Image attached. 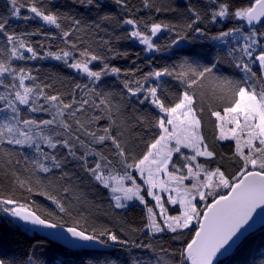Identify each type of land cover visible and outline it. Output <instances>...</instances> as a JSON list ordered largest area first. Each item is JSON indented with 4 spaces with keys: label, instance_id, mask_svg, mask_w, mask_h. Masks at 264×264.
<instances>
[{
    "label": "snow or ice",
    "instance_id": "snow-or-ice-1",
    "mask_svg": "<svg viewBox=\"0 0 264 264\" xmlns=\"http://www.w3.org/2000/svg\"><path fill=\"white\" fill-rule=\"evenodd\" d=\"M112 2L127 15L117 19L105 13L98 19L106 23L116 21L118 27L130 26L122 38L137 41L144 46V52L161 51L154 38L162 31L176 33L166 46L168 48L188 39L189 33L227 47L222 52L217 51L216 62L210 66L192 68L190 62L185 61L187 70L175 74L185 88L173 94V99H168L167 90L160 83L149 85V81L173 76V71L163 68L150 71L140 79H128L134 73L111 63L126 58L128 53L112 47L109 41H103L101 45L105 49L103 54L87 47L78 49L69 38L80 31L81 21L49 7L51 0H7V15H0V39L4 42L0 47V52L4 53V59H0V86L5 89L0 92L3 105L0 107V113H3L0 116V153L9 157V165H13L11 157L16 153L5 151V146L31 149L34 156L30 159L23 152L19 153L27 162L25 170L30 172L29 177L22 178L14 168L3 171V175L10 177L16 188L32 193L31 175L63 169L70 160L76 161L92 180L109 191L111 206L115 209L127 208L128 202L133 201L143 205L146 222L133 232L147 229L146 237L153 240L169 233L171 240L183 241L176 264H218L219 256L231 251L233 246L242 245L256 210H264V0L189 3L183 9L182 25L159 20L155 15H137L143 10L155 14L179 11L170 4L160 6L156 0H140L139 6L132 0ZM73 3L94 8L98 13L102 7L100 0H73ZM22 10L28 15H22ZM12 18L25 22L38 18L43 24L54 26L61 31L64 43L70 44L71 50L47 51L41 56L25 38L39 35L40 29L18 33L10 25ZM227 21L236 23L211 32L212 26ZM65 22H69L67 29L63 27ZM77 50L78 58L74 55ZM25 52L30 55L26 56ZM45 57L62 61L68 68L87 77L88 83L75 85L81 93L79 98L75 92L68 93L69 99H65L62 94L46 91L51 85L38 83L32 69L17 68L12 63L13 60ZM217 63L226 65L232 74L216 77L223 92L216 98L217 107L213 108L209 103L207 111L214 117L217 131L213 143L232 142L228 154L218 153L206 140L202 132L204 97H199L198 107L196 93L189 91L213 75ZM122 72L125 79L121 83L125 91L120 94V102L114 103L115 95L102 89L101 84L105 77H120ZM6 75L11 78L9 82L3 79ZM26 81L32 83L26 84ZM125 94L129 97L127 102L123 100ZM131 98H136L139 105H150L157 112L151 118L147 114L136 117L140 125L157 130L144 142L139 154L130 150L124 126L113 118V113L119 114L122 108L132 104ZM37 113L47 114L50 118L32 115ZM104 119L109 124L100 127V121ZM94 145L103 146L104 150H98ZM45 147L51 151H45ZM60 149L66 151L61 153ZM89 156L96 157L91 165ZM14 164L20 165L21 159H16ZM2 167L0 165V169ZM62 176L66 177L68 173L62 172ZM62 191L71 193L72 189L64 187ZM164 193L166 197L162 195ZM39 194L45 195L63 216L31 207L27 197L22 203L14 193L8 196L0 193V213L38 228L63 229V232L49 233L53 236L63 237L66 232L71 238L85 243H112L124 249L155 248L151 242L122 239L108 228L87 227V216L74 209L71 199L44 191ZM149 197L154 203L147 199ZM74 199L79 202L78 197ZM169 206L176 211L171 212ZM65 216L71 223L64 220ZM261 220L264 221V216ZM186 231L191 236L184 239ZM160 251L167 253L163 247ZM0 264L19 262L0 253ZM27 264H34V261L29 258ZM133 264H139V261L135 260Z\"/></svg>",
    "mask_w": 264,
    "mask_h": 264
},
{
    "label": "trees",
    "instance_id": "trees-1",
    "mask_svg": "<svg viewBox=\"0 0 264 264\" xmlns=\"http://www.w3.org/2000/svg\"><path fill=\"white\" fill-rule=\"evenodd\" d=\"M101 10L99 13L94 8H85L79 4H74L73 0H51L48 5L54 10L67 14L81 21L80 31L75 32L69 39L77 44L78 49L90 48L94 52L103 54L105 49L101 47L103 41H109L110 45L121 52H127L126 58L113 60L111 63L114 66L120 67L122 70H128L134 75H129L128 79H140L144 74L168 68L173 71V76H164L159 81L155 79L149 81V85L160 83L167 90L168 99H173L174 95L182 92L185 84L175 78V74L187 70L185 61L190 62L192 68H203L210 66L212 62H216L217 51H223L227 46L221 45L219 42H214L205 38L193 37L188 34V39L180 40L178 44L168 48L166 47L170 41L176 37L175 32L162 31L155 42L161 46L159 52H144V46L135 40L122 38L124 33L130 29V26L124 25L118 27L116 21L102 22L98 19L99 15L108 13L117 19L126 16L119 6L115 5L112 0H100ZM160 6L172 5L179 9L177 12H166L155 14L151 10H143L137 13L140 17L155 15L159 20H165L177 25L184 23L183 9L187 4H203L204 0H156ZM246 3L247 0H244ZM133 4L139 6L140 0H132ZM7 0H0V15H7ZM22 15H28L26 10H22ZM100 24L97 28L96 24ZM235 21L224 22L211 27V32L216 33L228 27H232ZM10 25L18 33L32 32L37 28L40 29L39 35L25 37L32 46L44 56L47 51L59 52L60 49L71 50L70 44L64 43V38L59 29L54 26L43 24L38 18L25 22L22 19H10ZM69 22H65L63 27L67 29ZM203 27V25H201ZM238 43V41H237ZM3 40L0 39V47H3ZM139 53V57L137 56ZM25 55H30L25 52ZM74 55L78 58V50L74 51ZM0 59H4V53L0 52ZM195 61V63H191ZM72 62V61H69ZM13 66L25 69H32V74L38 77V83H47L51 88L46 91L52 94H62L65 99H69L68 93L75 92L77 97L80 96V90L75 89L76 84L88 83V79L83 74L78 73L75 69L68 68L62 61H57L51 57L36 60H13ZM97 68L98 64L95 65ZM232 74V70L227 68L223 63H217L213 75L209 76L198 87L190 89L197 95V106H200L199 97H204L203 106L205 112L202 116V132L206 140L219 152L228 154L232 150V142L225 145L221 141L213 143L214 136L217 134L214 125V117H210L207 108L211 103L213 108L217 107V97L222 95L223 89L217 83V76H228ZM5 82L10 81L7 75L3 77ZM125 79L123 72L120 77L109 76L105 77L101 88L105 91L112 92L115 95L114 103L120 102V94L124 92L121 81ZM32 83L26 81V84ZM5 89L0 86V92ZM129 97L125 94L123 100L127 102ZM132 104L126 108H122L119 114L113 113V118L119 124L124 126L125 138L128 141V146L134 154H139L143 149L144 142L151 139L152 134L156 129H148L146 126L140 125L136 121V117L141 114H147L149 118L157 115L155 109L150 105H139L136 103V98H131ZM0 103V107H2ZM23 107V106H22ZM3 113H0L2 116ZM37 118H50L47 114L37 113L32 114ZM162 115V114H160ZM107 119L100 121V127L107 126ZM98 150H104L103 146L94 145ZM12 150L16 155L12 156L13 165L7 163L9 157L0 153V193L5 196L15 194L17 199L27 203L33 208L48 210L59 213L55 205L47 199L45 195H40L39 192H49L54 195H59L72 200L74 209L84 212L88 218L87 227H96L98 230L108 228L117 232L122 239H137L145 243H153L154 250L130 248L124 249L118 244L109 243L104 245V249H69L50 241L41 236L35 231L30 230L16 219L0 213V253H6L9 258L16 259L19 264H27V260L31 258L34 264H133V261L138 260L139 264H176L178 260V249L183 246V241H173L170 239L171 234L165 233L157 236L154 240L146 237L147 229L144 232H133V229L143 227L146 212L143 205L132 203L127 208L115 209L111 206L109 191L97 184L90 176L85 173L76 161L70 160L63 169H53L50 173L36 172L31 175L33 192L28 193L22 189H18L11 182L10 177H5L3 171L14 170L23 177H29L30 172L25 170L27 162L19 156L23 152L30 159L34 156L31 149H10L5 146V151ZM45 151H51L47 147ZM66 150L60 149L63 153ZM21 159L20 165H15L14 161ZM203 161V158H200ZM91 165L96 157H88ZM227 165V161L225 162ZM31 164L28 168L31 169ZM62 172H67L68 176H62ZM39 181V183H37ZM70 187L71 193H64L62 189ZM74 197L79 198L77 202ZM211 200V199H209ZM151 203H153L151 201ZM171 212L176 211L170 209ZM75 214V213H74ZM65 221L71 223L69 217H64ZM83 223V221H81ZM191 236L190 232L184 234V239ZM167 249V253L161 252L160 248ZM34 253V254H33ZM27 254V255H26ZM218 264H264V226L250 233L244 238L242 245H238L235 250L226 258L219 261Z\"/></svg>",
    "mask_w": 264,
    "mask_h": 264
},
{
    "label": "water",
    "instance_id": "water-1",
    "mask_svg": "<svg viewBox=\"0 0 264 264\" xmlns=\"http://www.w3.org/2000/svg\"><path fill=\"white\" fill-rule=\"evenodd\" d=\"M157 37H155V38H157ZM261 216H264V210L257 209L256 213L253 214V220L249 222L251 227L248 228V231L246 232L245 237L247 235H249L250 233L254 232L255 230L259 229L260 227L264 226V221L261 220ZM17 221L20 222L21 224H23L25 227L29 228L30 230L37 232L41 236L49 239L52 242L59 244L65 248H69V249H92V250H98V249H104L105 248L104 245H101L99 243H91V242L85 243V242L75 240L74 238H71L70 236H68V234L66 232L64 233L63 237L49 235V233H51V232H63V229H43V228H38V227L32 226L30 224H25L23 221H19V220H17ZM237 246L238 245L233 246V249L231 251H229L228 253H226L225 255L219 256L218 262L223 260L224 258L228 257L235 250V248Z\"/></svg>",
    "mask_w": 264,
    "mask_h": 264
},
{
    "label": "rangeland",
    "instance_id": "rangeland-1",
    "mask_svg": "<svg viewBox=\"0 0 264 264\" xmlns=\"http://www.w3.org/2000/svg\"><path fill=\"white\" fill-rule=\"evenodd\" d=\"M228 22H229V24H230V21H228ZM221 142H223L225 145H227V144L229 143V141H221ZM185 151H187V150H185ZM138 182H141V181L138 180ZM141 183H142V182H141ZM186 183H187V182H186ZM162 195L166 197L167 194L164 193V194H162ZM147 199H148L149 201H151V198H150V197L147 198ZM209 199H211V198H209ZM134 202L139 203L138 201L128 202V206H129L130 204L134 203ZM152 202L154 203V201H152ZM169 208L172 209V210L174 209L172 206H169ZM174 212H175V211H174ZM174 212H173V213H174ZM14 219H16V218H14ZM186 232H187V231H186ZM186 232H185V233H186ZM185 233H184V234H185Z\"/></svg>",
    "mask_w": 264,
    "mask_h": 264
}]
</instances>
